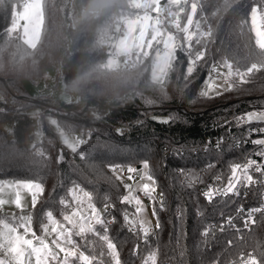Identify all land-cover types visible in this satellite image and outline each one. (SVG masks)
I'll use <instances>...</instances> for the list:
<instances>
[{
  "label": "trees",
  "instance_id": "obj_1",
  "mask_svg": "<svg viewBox=\"0 0 264 264\" xmlns=\"http://www.w3.org/2000/svg\"><path fill=\"white\" fill-rule=\"evenodd\" d=\"M24 1L0 0V179L42 184L32 209L34 229L41 231L47 211L61 217L66 210L60 201L69 199L73 185H80L96 207L108 204L102 218L121 264H144L153 251L156 264H239L248 254L264 264V212L253 214L255 223L245 224L251 209H264V175L250 170L256 183L241 185L238 195L211 201L203 195L208 186H219L217 176L226 182L231 165L249 159L264 163V146L252 143L264 134H249L250 129L264 128V122L237 123L247 112L264 110V70L247 74L243 84L233 77L234 87L219 96L200 95L213 63L226 58L233 70L243 72L251 63L264 61L249 15L258 0H235L224 12H217L223 0H206L202 15L214 37L205 58L185 79L188 54L177 49L163 90L149 83L147 58L135 67L134 56L122 67L106 65L114 19L125 0H113L103 10L93 0H43L44 24L34 46L11 31L15 11ZM200 16L198 10L196 18ZM177 39L182 42L183 35ZM60 76L68 101L50 87L32 97L25 85L31 80L59 86ZM35 108L49 140L30 146L27 136L35 127ZM50 115L66 131L86 136L76 152L60 142L46 120ZM144 161L163 201V207L157 199L152 202L159 227L146 239L124 222V214L133 213L134 207L122 202L125 189L116 175L120 166L138 169ZM206 227L211 228L208 235ZM103 229L96 225L101 236ZM73 239L81 251L114 264L99 237L89 233Z\"/></svg>",
  "mask_w": 264,
  "mask_h": 264
},
{
  "label": "snow or ice",
  "instance_id": "obj_2",
  "mask_svg": "<svg viewBox=\"0 0 264 264\" xmlns=\"http://www.w3.org/2000/svg\"><path fill=\"white\" fill-rule=\"evenodd\" d=\"M205 2L206 0H164L162 5L161 0H125L122 5L124 10L118 18L114 19L116 30L120 32V36L110 47L114 49L116 56H134L133 67L142 58L149 57L150 50L154 49V56L148 65L147 72L149 83L152 86L160 87L161 90H163L165 79L176 60V51L180 49L188 54L187 75L185 76L187 79V76L194 72L197 63L204 60L208 43L214 37L213 28L207 24V19L202 15ZM234 2L235 0H223V4L217 8V12L227 11ZM93 4L94 7L103 10L112 7L113 0H93ZM198 10L201 13L199 19L196 18ZM182 14L186 15V22L183 25L181 23ZM216 14L214 12L212 15ZM18 15L24 20H31L41 31L44 24L43 0H28V3L23 5V12H19ZM249 15L255 47L259 49L260 56L264 57V0L254 3ZM202 21H204L203 26ZM169 27L174 29L175 33L170 31ZM25 31L27 35V27ZM176 34H183L182 42L178 41ZM196 46H200V50H196ZM107 67H115V61L109 60ZM220 68H224L226 71H220ZM260 70H264V61L253 62L246 68V71L242 72L239 68L233 70V64L225 58L219 64H212L209 80L206 81L205 90L201 91L200 95L204 97L210 94L219 96L234 87L231 82L233 77H237L239 83L243 84L247 82L245 79L247 74ZM252 122H264V111L254 110L237 117V123ZM252 131L264 134V128L250 129L249 134ZM60 135L63 138V143L72 152H76L79 145L84 142L79 138L70 139L63 132ZM252 143L264 146V138L255 139ZM260 156L264 157V151L260 153ZM60 159L63 157L61 156ZM148 167V162L144 161L145 171L141 179L147 182L142 183L139 189L144 196L152 198L155 202V181L148 174ZM250 170L264 175V163L249 159L243 164L231 165L230 175L226 178V182L224 178L217 176L216 184L219 186H208V190L203 195L209 201L213 200L215 196L238 195V186L256 183ZM128 171L133 173L137 170L129 168ZM188 179L190 183L193 182V177L190 176ZM198 179L195 177V180ZM125 187L128 188L129 194L123 197L122 202L133 204L135 211L131 216L125 213L124 222L129 229L142 233L146 239L152 229L150 223L144 219L143 202L139 196L132 195V185H125ZM22 191L31 194V204L34 208L38 195L43 191V186L33 181H0V209L11 204L22 210L24 207ZM5 193L10 194V198H4ZM60 204L66 210L62 213V219H57L52 211H47L45 213L47 222L41 224L42 236H38L33 230L31 215L13 217L14 224L9 223L6 219H0V264H73L74 261H79L81 264H103L97 256L80 251L79 245L73 239V236L85 238L89 233L99 237L107 250V256L114 264H121L117 246L107 235L106 221L102 218L101 211L92 203L89 193L74 187L70 190L69 199H62ZM160 206L163 207L162 200ZM104 208L105 210L108 208L107 203ZM256 212H264V209H251L245 221L246 225L255 223L252 217ZM153 214L155 215V209H153ZM226 223L231 224V218H228ZM96 225L104 226L105 234L103 236L96 231ZM156 227H159V223ZM210 230V227H206L204 235H208ZM46 237H52L51 241L49 242ZM156 258L157 253L153 251L148 255L144 264H156ZM239 264H261V261L255 255L248 254L246 257L241 256Z\"/></svg>",
  "mask_w": 264,
  "mask_h": 264
},
{
  "label": "rangeland",
  "instance_id": "obj_3",
  "mask_svg": "<svg viewBox=\"0 0 264 264\" xmlns=\"http://www.w3.org/2000/svg\"><path fill=\"white\" fill-rule=\"evenodd\" d=\"M26 3H28V0H25L24 3L22 4V7L19 10L15 11L14 21H13V23L11 25V31H17V32L21 33L23 38H24V40L26 41V43L29 44L30 46H34V45H36L38 43V41L40 39V36H41V31L42 30L40 31L38 28H36L35 24L31 20H29V21L24 20L22 17H20L18 15L19 12L20 13L23 12V5H25ZM163 3H164V0H161V4L162 5H163ZM153 15H154V13H153ZM183 15L184 14L181 15V23H182V16ZM185 22H186V15H185ZM182 25H183V23H182ZM26 27H27V35H26V31H25ZM169 30H172V28L169 27ZM114 31L116 33V37L110 38L109 45L114 44L116 39L120 36V32H118L116 30V27H115ZM153 56H154V49L150 50V54H149V57H147V59L149 61H151ZM130 58L131 57L116 56L114 54V51L113 52H109V55H108V57L106 59V65H108V61L109 60H114L115 61V67H122V66H125L128 63V60ZM60 80H61V76H60ZM168 80H169V73H168L167 78L165 79L164 85H166L168 83ZM208 80H209V78H207L203 82V84L201 86V91L205 90L206 81H208ZM25 85H26V88H27L30 96H32V97L36 96V95H39L41 93H46V92H48V88L49 87L55 86V85H53V82H51V81H48L46 83L44 81H42V82H33L31 80L25 81ZM62 91H63V89H62ZM60 95L65 101L69 100V97L66 94H64V93L62 94V92H61ZM57 108L61 109L60 107H57ZM255 111H264V110H255ZM39 114H40V110L39 109H36V108L33 109V116L35 118V127L31 130L30 134L27 136V144L30 145V146L35 145L36 143H38L41 140H43L44 137H45L43 131L39 127V125H40L39 121H38ZM46 120L48 121L51 129L57 134L60 142L63 143V138L60 135L61 132L66 134L70 139L79 138L82 141L86 140V136L80 131H78V132L71 131L70 132V131H66L65 129H63L60 126V124H59V122H58V120H57V118L55 116H53V115L47 116ZM53 121H55V123H53ZM6 128L9 131L8 127H6ZM67 149L69 151H71L68 147H67ZM129 168H134V167H132V166H120L119 168L116 169V175H117V177L119 178V180L122 182V184L124 186L125 195L129 194V190H128V188L125 187V185H132V188H133L132 195L139 196V198L143 202L144 209H145L144 219H146L150 223L151 229H152L154 226H156V220L154 218L153 211H152V205H153L152 202H153V200L150 197L144 196L143 192L140 191V189H139V186L142 183L147 182L146 180H142L141 179V177L144 175V171L145 170H144L143 165H142L141 168H138V169L136 168V170H137L136 172L130 173L128 171ZM0 181L15 182L14 180H2V179H0ZM33 182H36V181H33ZM36 183H38V182H36ZM240 186H238V187H240ZM74 187H78L79 189H82L84 192H87L80 185H73L70 188V190L73 189ZM155 189H156V191L154 193L155 199H157L160 202L161 201V197H160V194H159V191H158V188L156 187V185H155ZM139 193L143 197H140ZM69 194H70V192H69ZM81 195H82V193H81ZM21 197H22V203L24 205L22 210L16 208L15 205H11V204L4 206L3 209H0V214L4 215L3 219H6L9 223H13V224L15 223V221L13 220V217H17L18 218L19 216H22V215H24V216L31 215L32 216L33 207H32V204H31V194L28 193L27 191H22L21 192ZM4 198H6V199L10 198V194L5 193L4 194ZM85 203H87V202H85ZM131 205H133V204H131ZM133 207H134V205H133ZM96 208L101 211L102 216H103L104 212L106 211L104 206L100 207V208L99 207H96ZM134 211H135V209H134ZM133 213H128V214L131 216ZM57 219H62V216L61 217H57ZM46 222H47V220L45 221V223ZM32 228H33V230L36 232V234L38 236H42L43 235L42 231L37 232L34 229L33 223H32ZM21 231H22V229H21ZM46 238L49 240V242L52 239V237H46Z\"/></svg>",
  "mask_w": 264,
  "mask_h": 264
},
{
  "label": "built area",
  "instance_id": "obj_4",
  "mask_svg": "<svg viewBox=\"0 0 264 264\" xmlns=\"http://www.w3.org/2000/svg\"><path fill=\"white\" fill-rule=\"evenodd\" d=\"M170 31H173V32L175 33V30H174V29H172V30H170ZM176 35H177V37H178V36L183 35V34H176ZM114 37H116V33H115V31H112V32H111V38H114ZM108 50H109V52H113V51H114V49H113L112 47H110V46H109ZM209 75H210V74H209ZM213 75H214V74H213ZM62 84H63V79H62V77H61L60 85H59V86H51L49 90H50L53 94H60V93L62 92V88H63ZM44 140H45V141H48L49 138H48V137H44ZM221 140H222V138H219V141H221ZM137 179H138V178H137ZM139 194H140V193H139ZM140 197H143V196L140 194ZM148 205H149V204H148ZM154 231H155V226L152 228V230H151V232L149 233V235H150L151 233H153Z\"/></svg>",
  "mask_w": 264,
  "mask_h": 264
},
{
  "label": "water",
  "instance_id": "obj_5",
  "mask_svg": "<svg viewBox=\"0 0 264 264\" xmlns=\"http://www.w3.org/2000/svg\"><path fill=\"white\" fill-rule=\"evenodd\" d=\"M139 168H140V165H139Z\"/></svg>",
  "mask_w": 264,
  "mask_h": 264
}]
</instances>
